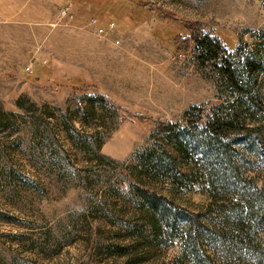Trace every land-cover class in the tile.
Here are the masks:
<instances>
[{
  "label": "rangeland",
  "instance_id": "obj_1",
  "mask_svg": "<svg viewBox=\"0 0 264 264\" xmlns=\"http://www.w3.org/2000/svg\"><path fill=\"white\" fill-rule=\"evenodd\" d=\"M180 19L216 34L237 70L247 52L258 61L239 80L264 101V0H0V264H189L178 231L155 239L127 228L137 206L122 194L124 172L161 135L132 113L180 119L193 104L218 102L263 135L264 115L240 108L243 93L174 44L185 32ZM95 90L127 110L96 103L92 115L85 94ZM62 115L84 139H101L99 148L73 144ZM231 142L240 173L264 195L256 138L238 132ZM143 177L205 223L232 194L230 179L223 188L208 178L174 186ZM257 237L264 244V216Z\"/></svg>",
  "mask_w": 264,
  "mask_h": 264
},
{
  "label": "trees",
  "instance_id": "obj_2",
  "mask_svg": "<svg viewBox=\"0 0 264 264\" xmlns=\"http://www.w3.org/2000/svg\"><path fill=\"white\" fill-rule=\"evenodd\" d=\"M180 21L185 32L174 36V44L194 52L204 64H213L226 82L243 93V99L238 103L240 108H253L264 115V101L260 95L251 87H244L245 83L239 80L240 74L253 77L260 63L247 52L241 57L240 69L237 70L233 61L225 55L220 38L204 28L201 21ZM261 32L264 33V28ZM239 44L241 49L248 50ZM85 97L84 108L88 107L92 115L96 114V103L100 107L108 104L122 111L127 110L99 90H95L93 95L85 94ZM132 114L154 121L161 135L130 157L124 172L127 189L122 194L137 206L133 217L136 221H130L127 228L137 231L140 236L155 239L178 231L180 255L186 257L189 264H264V244L257 237V224L264 216V195L255 183L240 173L232 159L235 150L231 142L232 134L252 133L264 155L261 126L257 123L248 125L234 106L225 107L218 102L208 106L193 104L180 119L138 112ZM70 119L71 116L62 115L60 126L71 142L80 148L93 146L98 149L101 139H84L74 129ZM190 149L198 150V156L190 154ZM144 175L168 180L174 186H183L192 179L208 178L212 182L219 180V185L224 188L230 179L232 194L228 202L211 209L214 216L205 223L199 218L200 211L186 208L179 211L164 194L147 185ZM114 249L119 250L120 246L114 245ZM176 260L179 261V258L173 259L172 263L176 264ZM181 260L178 264L182 263Z\"/></svg>",
  "mask_w": 264,
  "mask_h": 264
},
{
  "label": "built area",
  "instance_id": "obj_3",
  "mask_svg": "<svg viewBox=\"0 0 264 264\" xmlns=\"http://www.w3.org/2000/svg\"><path fill=\"white\" fill-rule=\"evenodd\" d=\"M59 11H60V13H61L62 15H66V14H68V13H69L68 5H67V6H63V7H61V8L59 9ZM70 15H71V14H70ZM93 21H95V18H93ZM102 27H103V26H100V25L97 26V28H98L99 30H102Z\"/></svg>",
  "mask_w": 264,
  "mask_h": 264
}]
</instances>
